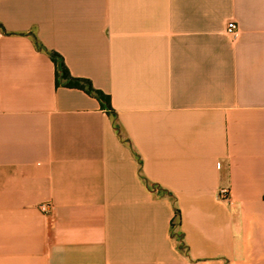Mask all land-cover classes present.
<instances>
[{
    "label": "crops",
    "instance_id": "0c3cea01",
    "mask_svg": "<svg viewBox=\"0 0 264 264\" xmlns=\"http://www.w3.org/2000/svg\"><path fill=\"white\" fill-rule=\"evenodd\" d=\"M0 264H264V0H0Z\"/></svg>",
    "mask_w": 264,
    "mask_h": 264
},
{
    "label": "trees",
    "instance_id": "16d2710c",
    "mask_svg": "<svg viewBox=\"0 0 264 264\" xmlns=\"http://www.w3.org/2000/svg\"><path fill=\"white\" fill-rule=\"evenodd\" d=\"M36 45L37 47H39L41 50L45 51L49 55L50 59L55 64L57 71V79H62L64 81L63 86L65 88L81 90L87 93L88 95L95 97L97 100L101 101L107 110L110 109L109 99L107 96H105L102 92L95 90L88 80L72 78L69 75L65 65L63 64L62 58L57 53L52 51H47L39 43H37ZM177 215H178V211L176 210L175 217Z\"/></svg>",
    "mask_w": 264,
    "mask_h": 264
},
{
    "label": "built area",
    "instance_id": "2783aa9c",
    "mask_svg": "<svg viewBox=\"0 0 264 264\" xmlns=\"http://www.w3.org/2000/svg\"><path fill=\"white\" fill-rule=\"evenodd\" d=\"M225 31H226L227 35H229L231 37H236L237 25L233 21H231V22L227 23ZM219 196L221 198L228 199V196H229L228 189H225V188L220 189ZM39 209L43 214H48L50 211V207L47 204L40 205Z\"/></svg>",
    "mask_w": 264,
    "mask_h": 264
}]
</instances>
